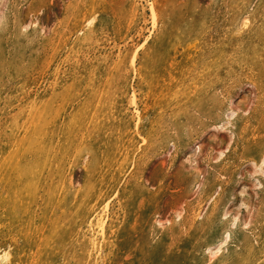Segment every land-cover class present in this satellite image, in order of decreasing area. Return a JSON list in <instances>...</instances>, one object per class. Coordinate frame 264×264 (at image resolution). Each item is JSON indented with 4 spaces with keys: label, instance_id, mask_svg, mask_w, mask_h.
I'll list each match as a JSON object with an SVG mask.
<instances>
[{
    "label": "rangeland",
    "instance_id": "obj_1",
    "mask_svg": "<svg viewBox=\"0 0 264 264\" xmlns=\"http://www.w3.org/2000/svg\"><path fill=\"white\" fill-rule=\"evenodd\" d=\"M263 235L264 0H0V264H264Z\"/></svg>",
    "mask_w": 264,
    "mask_h": 264
},
{
    "label": "bare ground",
    "instance_id": "obj_2",
    "mask_svg": "<svg viewBox=\"0 0 264 264\" xmlns=\"http://www.w3.org/2000/svg\"><path fill=\"white\" fill-rule=\"evenodd\" d=\"M67 84V83H66ZM69 85H70V83H69ZM70 88V87H69ZM125 94V93H124ZM121 96V95H120ZM129 98V97H128ZM125 99H127V98H125ZM126 102H127V100H126ZM122 103V102H121ZM118 105H119V103H118ZM123 105V104H122ZM36 107V106H35ZM127 108V107H126ZM125 110V109H124ZM34 113V112H33ZM115 114V113H114ZM127 114H128V112H127ZM116 116V115H115ZM121 116V115H120ZM19 142V141H18ZM21 142V141H20ZM13 143V142H12ZM17 144V143H16ZM15 144V145H16ZM152 146V145H151ZM11 148V147H10ZM9 148V149H10ZM16 150V149H15ZM10 153H11V151H10ZM12 154V153H11ZM10 155V154H9ZM8 156V155H7ZM11 156V155H10ZM22 156V155H21ZM17 158V157H16ZM10 160V159H9ZM8 160V161H9ZM20 160V159H19ZM16 161H14V164H16L15 163ZM33 163H36V162H33ZM18 164V163H17ZM19 165V164H18ZM17 167V166H16ZM23 167V166H22ZM35 168V167H34ZM66 168V167H65ZM18 170V169H17ZM31 170V169H30ZM33 170V169H32ZM66 169H64V171H65ZM21 172V171H20ZM20 172H18V173H20ZM23 172V171H22ZM30 173H31V171H30ZM35 173V172H34ZM34 173H33V175H34ZM21 174V173H20ZM70 174V173H69ZM68 174V175H69ZM22 176H23V174H21ZM27 175V174H26ZM32 175V174H31ZM60 175H62V174H60ZM65 175V174H64ZM66 176V175H65ZM20 177V176H19ZM18 178V177H17ZM22 178V177H21ZM61 178H62V176H61ZM65 179H63V181H64ZM29 183V182H28ZM27 189V188H26ZM28 190V189H27ZM29 193V192H28ZM31 194V193H30ZM95 206V205H94ZM96 215V214H95ZM99 219V218H98ZM103 219V218H102ZM104 222V221H103ZM264 236V235H263ZM77 237V236H76ZM74 238V237H73ZM69 240V239H68ZM67 240V241H68ZM71 240V239H70ZM72 240H74V239H72ZM66 241V240H65ZM66 241V242H67ZM264 241V240H263ZM77 247V246H76ZM77 249V248H76ZM256 250H257V248H256ZM65 251V250H64ZM255 252V251H254ZM79 253H81V252H79ZM72 254V253H71ZM80 255V254H79ZM255 255V254H254ZM249 258H251V257H249ZM7 259V253L4 251L3 252V254H0V260H1V262H5V260ZM252 260V259H251ZM253 260H254V257H253ZM246 261H248V260H246ZM264 261V260H263ZM250 262V261H249ZM6 263V262H5ZM255 263V262H254ZM253 263V264H254Z\"/></svg>",
    "mask_w": 264,
    "mask_h": 264
}]
</instances>
